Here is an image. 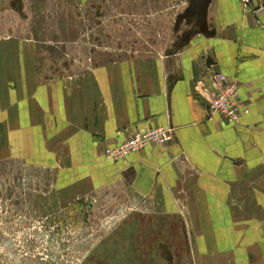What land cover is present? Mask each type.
Masks as SVG:
<instances>
[{
	"label": "crops",
	"instance_id": "1",
	"mask_svg": "<svg viewBox=\"0 0 264 264\" xmlns=\"http://www.w3.org/2000/svg\"><path fill=\"white\" fill-rule=\"evenodd\" d=\"M217 27L215 42L180 55L61 78L35 66L40 57L19 40L0 39V158L49 171L58 190L128 191L182 214L208 264H264V6L252 15L218 0ZM211 68L238 82L248 112L235 123L206 118L199 82ZM153 126L173 128V140L105 155Z\"/></svg>",
	"mask_w": 264,
	"mask_h": 264
},
{
	"label": "rangeland",
	"instance_id": "2",
	"mask_svg": "<svg viewBox=\"0 0 264 264\" xmlns=\"http://www.w3.org/2000/svg\"><path fill=\"white\" fill-rule=\"evenodd\" d=\"M217 24L218 0H0V39L22 42L40 57L35 66L58 78L98 63L180 55L215 42ZM0 264L208 260L195 254L182 214L128 191L58 190L49 171L0 158Z\"/></svg>",
	"mask_w": 264,
	"mask_h": 264
},
{
	"label": "built area",
	"instance_id": "3",
	"mask_svg": "<svg viewBox=\"0 0 264 264\" xmlns=\"http://www.w3.org/2000/svg\"><path fill=\"white\" fill-rule=\"evenodd\" d=\"M245 13L252 15L264 6V0H239ZM206 103V118L218 123H235L241 114L248 112L238 95V82L220 70L212 69L199 82ZM207 91V93L205 92ZM173 128L153 126L146 130L134 129L117 144L106 147L104 153L113 160H120L150 144H166L173 140Z\"/></svg>",
	"mask_w": 264,
	"mask_h": 264
},
{
	"label": "water",
	"instance_id": "4",
	"mask_svg": "<svg viewBox=\"0 0 264 264\" xmlns=\"http://www.w3.org/2000/svg\"><path fill=\"white\" fill-rule=\"evenodd\" d=\"M207 63H209V61L207 60Z\"/></svg>",
	"mask_w": 264,
	"mask_h": 264
}]
</instances>
